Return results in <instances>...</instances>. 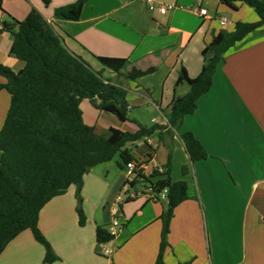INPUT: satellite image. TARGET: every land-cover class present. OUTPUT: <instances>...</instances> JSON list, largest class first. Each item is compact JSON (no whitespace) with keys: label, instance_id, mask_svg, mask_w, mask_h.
I'll return each instance as SVG.
<instances>
[{"label":"crops","instance_id":"1","mask_svg":"<svg viewBox=\"0 0 264 264\" xmlns=\"http://www.w3.org/2000/svg\"><path fill=\"white\" fill-rule=\"evenodd\" d=\"M76 1L51 0L45 6L41 0H5L0 23L23 20L36 8L72 53L127 90L126 122L94 107L92 112L81 102L84 122L96 133L107 135L110 127L129 132L139 125L166 127L131 151L136 160L148 161L149 170L160 169L164 178L168 175L188 186L189 198L174 209L163 264H264V32L227 52L211 89L197 100L196 111L184 117L178 131L170 133L168 123L174 97L189 90L186 83L175 89L181 68L196 78L204 64L203 49L213 37L222 30L233 31L237 21H258L256 13L240 4L232 10L220 0H151L152 7L141 0H89L78 20L54 15L56 8ZM160 5L168 11L162 13ZM199 9H206L207 15L200 16ZM12 42L8 32L0 33V65L19 72L24 62L10 54ZM95 56L126 58L131 62L126 71L132 67L156 71L131 81L124 74L103 70ZM5 82L0 75V84ZM10 103V94L0 90V130ZM143 110L149 118L142 116ZM185 132L199 140L206 159L191 160L180 137ZM140 146L149 147L142 156L134 152ZM126 177L119 157L84 176V226L74 185L43 207L38 226L59 257L51 264H156L164 201L137 199L123 204L118 213L123 227L107 243L112 253H100L97 227L109 229ZM44 258L45 248L26 229L6 246L0 264H45Z\"/></svg>","mask_w":264,"mask_h":264},{"label":"trees","instance_id":"2","mask_svg":"<svg viewBox=\"0 0 264 264\" xmlns=\"http://www.w3.org/2000/svg\"><path fill=\"white\" fill-rule=\"evenodd\" d=\"M4 1L0 0V11H3ZM41 1L45 6L51 3V0ZM88 1L77 0L58 7L54 15L78 20ZM220 2L232 10H238L239 4L246 5L259 19L256 22L237 21L233 31L222 30L215 35L203 49L204 64L196 78H190L186 69L181 68L175 89L186 83L189 90L183 96H175L171 103L170 133L178 131L184 117L196 111L197 100L211 89L215 71L227 52L256 32H264V0ZM0 25L1 32H8L13 37L10 54L24 62L19 72L0 65V75L6 79L0 84V90H6L11 96L0 130V255L21 232L30 229L35 240L45 248L44 263L51 264L59 257L38 226L43 207L74 185L79 222L84 226L86 216L81 196L84 176L93 167L115 157H119V166L125 169L128 162L136 160L132 147L166 127L139 125L135 132L110 127L107 135L96 133L94 127L84 122L81 102L88 100L95 109L126 122L129 119L127 90L72 53L53 25L36 8L33 7L23 20L11 19ZM95 58L103 70L124 74L131 81L156 71L155 67L146 70L132 67L126 71L131 64L126 58ZM180 137L193 162L207 158L202 144L192 133L185 132ZM153 176L159 177L158 191L167 189L161 215V248L156 262L163 264L174 209L189 198L188 186L184 181H172L168 175L164 178L157 170ZM113 239L108 229L97 227L98 244Z\"/></svg>","mask_w":264,"mask_h":264},{"label":"built area","instance_id":"3","mask_svg":"<svg viewBox=\"0 0 264 264\" xmlns=\"http://www.w3.org/2000/svg\"><path fill=\"white\" fill-rule=\"evenodd\" d=\"M152 5L151 0H141ZM159 9L162 13L168 11L169 7L166 5H160ZM200 16L205 17L207 15L206 9H199L198 11ZM222 26L226 25V20H222ZM2 30V25H0V33ZM126 179L123 183L120 193L115 199L114 210H113V219L111 225L108 229L110 235L116 237L118 232L122 229L123 223L118 215L121 210V206L129 201L144 199L145 201H155L162 202L167 200V189L158 191L156 189V182L159 180V177H154L153 173L155 170L160 171V169L149 170L148 161L146 159L142 160H133L126 164L125 166ZM101 254L105 256L111 255L112 251L108 248L107 243L100 244Z\"/></svg>","mask_w":264,"mask_h":264},{"label":"rangeland","instance_id":"4","mask_svg":"<svg viewBox=\"0 0 264 264\" xmlns=\"http://www.w3.org/2000/svg\"><path fill=\"white\" fill-rule=\"evenodd\" d=\"M226 16H227V18H230V14H227ZM229 28H231V26ZM82 105H83V107H85V105H86L88 107V109H90V111H92V112L95 111L87 100H83ZM143 111L144 112L142 113V116L144 118H149L150 113L146 112V110H143ZM147 148H149V147L148 146H140V147L134 148V152H136V154L138 156H142V154L144 153V151H146Z\"/></svg>","mask_w":264,"mask_h":264}]
</instances>
